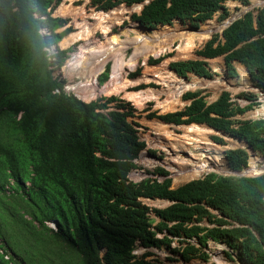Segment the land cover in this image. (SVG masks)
I'll return each instance as SVG.
<instances>
[{
	"label": "trees",
	"instance_id": "16d2710c",
	"mask_svg": "<svg viewBox=\"0 0 264 264\" xmlns=\"http://www.w3.org/2000/svg\"><path fill=\"white\" fill-rule=\"evenodd\" d=\"M61 1L0 0V264H163L133 250L138 239L146 247L171 248L169 235L158 236L165 231L186 243L172 248L185 261L207 259L208 253L192 239L203 246L212 238L226 242L243 264H264V162L250 158L246 172H262L257 176L210 173L176 188L163 167L156 169L164 176L162 181L157 177L131 181L129 173L137 167L134 160L145 147L139 124L130 120L136 116L135 108L114 95L87 102L66 92L65 80L54 73L72 49H62L59 43L74 31L71 25L65 27L66 18L52 14ZM145 1L91 0V5L108 11ZM227 1L151 0L132 19L150 30L174 20L198 26L216 13L227 20ZM67 10L71 12V5ZM88 35V28L72 34ZM63 43H70L69 38ZM196 54L223 56L233 77L238 76L235 62H240L264 88V7L243 13L222 34H211ZM102 55L85 63L88 84L97 81L95 76L103 70L104 64L95 62ZM163 58L150 57L149 62L157 64ZM170 67L179 76L214 75L201 58L172 61ZM108 75L109 69L100 80ZM148 94L160 98L159 90L148 89ZM183 98L191 102L182 110L149 116L176 124H206L245 140L264 155V118H236L251 105H235L227 90L212 102L194 91ZM130 99L141 103L139 97ZM150 124L161 139L189 143L200 136L198 124L183 126L184 135L161 122ZM147 137L155 146L165 143ZM212 138L225 143L220 135ZM226 157L234 170L248 164V152L241 147L226 150ZM223 159L221 146L202 143L183 152L182 165L192 179L202 176L201 167H221ZM140 197L174 201L154 209L161 218L155 229L150 208ZM228 256L232 258L230 252Z\"/></svg>",
	"mask_w": 264,
	"mask_h": 264
},
{
	"label": "rangeland",
	"instance_id": "374dc122",
	"mask_svg": "<svg viewBox=\"0 0 264 264\" xmlns=\"http://www.w3.org/2000/svg\"><path fill=\"white\" fill-rule=\"evenodd\" d=\"M144 3H138L134 5H126L125 3H123L108 11H104L101 9L98 10L95 6L91 5V0H62L60 4L56 7V9L53 10L52 14L54 16H60L66 18L69 23L65 27L71 25L74 28V31L69 33L67 36H65L59 43L62 49H67L71 47L72 51L68 53V57L65 63L63 64V66L56 69L54 73L55 75L61 77L62 79H65V84H66L65 88L67 90H70L71 93L74 92L80 94L81 97L84 98V100L86 101H91L101 96L109 97L114 95L120 99L125 100L126 102H129L130 105L135 108V114H136L135 117H130V120L135 121L139 124L138 126L139 135L146 143V148L144 149L142 158L139 159L141 157L140 156L138 158L139 160H137L139 168L133 170L130 173V179L134 181H140L142 178L151 176V174H148L149 171H153V173L157 174V172H154V170H156L157 167H164L169 171L170 175L173 177L172 186L178 187L193 179L180 181L176 183L174 181L173 172L169 169L168 165L164 163L165 158H167V155H169L168 151L164 150L159 146L150 144L147 134H149L150 137H153L154 139H159V141L164 140L165 141L164 144H166L167 147H169V149H172L175 152V154L179 153V155H181L184 152L182 150H185L186 152V148L179 147L175 149L174 148L176 142L175 140L168 139L166 136L165 138L167 140L161 139L159 135L156 133V131L150 126L151 125L150 122L153 121L161 122V121L159 120V118L150 117L149 115L153 112H155L156 114H163L184 108L185 105L189 104L190 102V100H186L183 98L184 93L187 91L199 92L200 95H203L208 102H212L216 100L224 90H227L231 92L232 101L234 102L235 105H240L242 107L251 105V108H249L246 112L238 114L236 116L237 119L262 118L264 117V99L262 98V96H264L263 93L264 88L258 86L257 82L251 78V76L249 75L248 71L246 70V68L242 63L235 62V65L238 70V76L233 77L226 72V65L223 56H219L216 58H202L196 54V50L204 45V43L208 40L211 34H215V33L222 34V31L226 28V20H221L219 18V13H216L213 16V18L198 24V26H191L187 23H183L180 20H174L172 24L158 25L156 29L154 28L153 30H149V32H153V31L166 32L171 30L182 32L184 34L183 42H181L180 38H176L173 42H170L166 46V50L163 51L160 55L158 56L146 55L139 57L136 67L133 69H131L129 65H125L121 70V76L123 80H128L130 82H127L128 84L124 92L113 91L109 93L104 88V86L110 84V82L115 81V78L112 79L113 70H114L113 60H108L103 66L102 72H104L106 69H109V78L106 82L102 84L100 83L99 81V75L101 74L100 73L98 76L97 75L95 76L97 80L96 84L87 85L84 87L78 85L76 88H69V85L80 83L82 81V78L76 72V70L71 71L68 67L66 69H64V67L67 63V60L72 56V54L76 51H80L79 47L82 43H85L88 40L91 42L93 41L100 45H109L112 42L111 36L113 35H118L122 38H126L128 36L136 37L138 36V33L145 34V31L139 28L140 25L138 24V22L132 19L133 13L135 12L139 13L143 8ZM225 4L230 11V16L233 15L242 16L243 13L246 11V9H248L250 6L251 8H249V10H253L256 13V11L259 8L264 7V0H250L249 5H244L239 1L229 0ZM69 5H71V8H74V11L70 12L67 10V7ZM101 12L112 13L108 21L106 22L102 21L100 15ZM103 26H106V29H104ZM65 27H62L61 29H59V31L64 29ZM86 28L89 29V35H88L89 39H86L85 37L79 38L72 36V34L81 33ZM187 37H191L193 40V48L190 49L189 53L187 52L186 49H183ZM67 38H69L70 43L64 44L63 42ZM179 44H182V47L178 48ZM133 52H134V47L132 46L127 47L125 49L124 56L127 61H129V58L132 56ZM160 56H163L164 58L159 63L152 64L149 62L150 57L158 58ZM198 58L204 59L208 62V65L212 69L214 75L212 78H206L195 75L193 73H189L188 74L189 80L198 79L205 84L201 88L183 90L180 96L177 97V99L175 100V105H176L175 108L165 109L160 104L167 97L165 92L159 94L160 96L159 99L154 98L151 95L147 96V94L144 93L143 94L144 99H142L139 105L125 95L129 92H134V91L144 92L151 88L156 90L164 89V91H166L167 88H169V86H164L163 84L159 83V81L154 78V74L161 73L167 79L171 78V74H174L175 76L181 79L185 78V77H180L170 67V63L172 61L198 59ZM124 82L125 81H123L121 84H124ZM171 91L173 90L171 89ZM258 111H260L261 113H258ZM191 124H196V123H191ZM198 125L209 129V131H204V133L207 134V136L212 141V143L221 146V150L223 153H225V150L229 148L245 147L249 154V161L250 158L253 156L255 158L257 157L259 161L264 162V155L259 151L254 152L253 150L249 149L243 141L231 137H227L226 135H222L221 133L215 131L213 128H210L206 124H198ZM167 126L169 127L170 130L174 131L178 135H184L185 130L182 127L187 125L180 124V125H167ZM213 135H221L222 137H224L225 144H220L215 142L212 138ZM200 150L201 149L199 147L197 151L199 153H202V151ZM153 158H157L159 159V161H156ZM143 159H145V161ZM220 163H221L220 165L221 169L217 171L206 172L200 177H203L212 172L218 175L221 174V175H235V176H241V172H244L243 174L245 175L255 174V173L252 174L247 173L246 172L247 168L243 169V171L241 170V172L231 171L226 165L227 161L225 158L221 160ZM144 201L151 207H164L168 204L167 200L144 199ZM150 216L155 218V215L153 213H151ZM155 223H157V219L155 220ZM50 225L53 226V223H50ZM180 244H181V240H175L172 243L171 248L178 247L180 246ZM224 244L210 240L209 243L206 244V246L205 245L200 246V248L203 251L208 253L209 257L206 260H203L198 257V258H193L190 261H185L182 259L180 254H177L176 252L170 250L166 246H163L162 248L145 247L141 245L140 242L137 243L135 253L139 256H142L145 253H150L147 256V259L162 262L163 264H168L170 262L174 264H243L242 262H239L237 253L231 247L228 248ZM228 252L232 254V258L228 256Z\"/></svg>",
	"mask_w": 264,
	"mask_h": 264
},
{
	"label": "bare ground",
	"instance_id": "6f19581e",
	"mask_svg": "<svg viewBox=\"0 0 264 264\" xmlns=\"http://www.w3.org/2000/svg\"><path fill=\"white\" fill-rule=\"evenodd\" d=\"M72 11H74V8H72L71 12ZM111 14L112 13L101 12L100 15L102 21L103 22L108 21ZM103 28L106 29V26H103ZM141 30H144L145 34L138 33V36L136 37L128 36L126 38H122L118 35H113L111 36L112 42L109 45H100L93 41L91 42L88 40L87 42L82 43L79 47L80 51L74 52L72 56L67 60V63L64 67V69L68 67L71 71L76 70V72L82 78V81L80 83L69 85V88H76L78 85L84 87L87 85H92L97 83V81L94 82L92 80L88 84L89 71L87 68L88 66H86L85 63L90 57L102 53L103 55L95 62H101L105 64L108 60L114 61L113 64L114 70H113L112 79L115 78V81L110 82V84L104 86L105 90L108 91L109 93L113 91L124 92L128 84L127 82H130L128 80H123L121 76V70L125 65H129V67L133 69L136 67L139 57L146 55H155V56L160 55L163 51L166 50V46L170 42H173L176 38H180L181 42H183L184 34L176 30H171L166 32H158V31L149 32L150 29L148 28L147 29L141 28ZM86 39L89 38L87 37ZM130 46L134 47V52L132 56L129 58V61H127L124 56V51L127 47ZM180 47H182V44H179L178 48ZM191 48H193V40L191 37H187L183 49H186L187 52L189 53ZM154 78L164 86H169V88H167L166 91H164V89L159 90V94L165 92V94L167 95L166 99L163 101V103H161V105L165 109H172L176 107V105L173 104V101L175 102V100L177 99V97L180 96L183 90L201 88L205 84L198 79H192V80L189 79L186 80L185 78L181 79L175 76L174 74H171L170 79H167L161 73L154 74ZM123 81H125L124 84H121ZM171 89L173 91H171ZM144 93H146L147 96H149L148 90L144 92H140V91L129 92L125 95L129 98L139 97L140 100L142 101V99H144L143 97ZM199 129H200V134L202 135H200L196 140L191 141L189 143H178L175 140L176 142L174 148L176 149L179 147L180 148L185 147L187 151L192 146L197 144L203 143L210 146L214 145L215 143H212V141L209 139L207 134L204 133V131H209V129L201 126H199ZM161 148L168 151L169 153V155H167V158H165L164 163L167 164L169 169L173 172L174 181L178 183L180 181L191 179L189 177V174L191 172L187 170L184 165H182L183 153L181 155H179V153L175 154V152L172 149H169V147H167L166 144L161 146ZM153 159L159 161V159L157 158H153ZM143 160L145 161V159ZM219 169H221V167L205 166L199 168L198 171L201 173V175H203L206 172L217 171Z\"/></svg>",
	"mask_w": 264,
	"mask_h": 264
},
{
	"label": "clouds",
	"instance_id": "9594fccd",
	"mask_svg": "<svg viewBox=\"0 0 264 264\" xmlns=\"http://www.w3.org/2000/svg\"><path fill=\"white\" fill-rule=\"evenodd\" d=\"M145 4V3H144ZM143 4V5H144ZM138 24L140 25V23L138 22ZM138 25V26H139ZM161 25H166V24H161ZM139 27H141V26H139ZM156 29V28H155ZM70 51H72V50H69V52ZM68 52V53H69ZM67 57H68V54H67ZM67 57H66V59H67ZM66 59H65V61H66ZM65 61H64V63H65ZM63 63V64H64ZM63 66V65H62ZM244 67H245V65H244ZM237 68V67H236ZM107 70V69H106ZM106 70L104 71V72H99L98 74H97V76L99 75V81H100V83L102 84V83H104V82H106L107 80H108V78H109V75H108V77H107V79L106 80H104V81H101L100 80V77H101V75H103V74H105V72H106ZM212 70V69H211ZM227 70V69H226ZM189 74V73H188ZM188 74L186 75V76H180V77H185V79L187 80L188 79ZM196 75V74H195ZM251 76V75H250ZM201 77H203V76H201ZM207 78V77H206ZM252 78V77H251ZM65 80V79H64ZM65 85L66 84H64V90L66 91V92H69V93H71L70 92V90H67L66 88H65ZM259 86V85H258ZM194 92H196V91H194ZM74 93V92H73ZM186 93V92H185ZM184 93V94H185ZM77 97H79V98H81V99H83L84 100V98H82L81 97V95L80 94H78V93H74ZM186 100H188V99H186ZM86 101V100H85ZM88 102V101H87ZM190 102H191V100H190ZM189 102V103H190ZM186 106V105H185ZM183 108H181L180 110H182ZM178 111V110H177ZM172 112H174V111H172ZM262 118H264V117H262ZM258 119V118H257ZM162 123H164V124H167V125H180V124H176V123H169V122H165V121H163V120H161V119H159ZM197 124V123H196ZM186 125H189V124H186ZM208 126V125H207ZM210 127V126H209ZM210 128H212V127H210ZM214 129V128H213ZM215 130V129H214ZM216 131V130H215ZM217 132H219V133H221L220 131H217ZM222 134V133H221ZM222 135H226L227 137H231V138H234V139H239V138H237V137H233V136H231L230 134H222ZM221 136V135H220ZM142 139V138H141ZM143 140V139H142ZM241 140H243V139H241ZM216 142V141H215ZM245 143V145H247V147L249 148V149H251V150H253L254 152H256L247 142H244ZM220 144H223V143H220ZM225 144V143H224ZM146 148V143H145V147L142 149V151L140 152V154H139V156L134 160V162L137 164V167L135 168V169H137V168H139V165H138V163H137V160H139V159H141L142 158V155H143V153H144V149ZM238 148V147H237ZM242 148V147H241ZM229 149H232V148H229ZM244 149L247 151V149L244 147ZM226 150H228V149H226ZM226 150H225V153H223V155H225L224 156V158L226 159V161H227V163H226V165H227V167L231 170V171H234V172H241V170L243 171V169H246V168H248L249 167V158H248V164H247V166L246 167H244L243 169H241V170H234V169H232L231 167H230V165H229V163H228V160H227V157H226ZM248 152V151H247ZM249 155V154H248ZM141 156V157H140ZM140 157V158H139ZM139 158V159H138ZM157 168H159V167H157ZM156 168V169H157ZM164 168V167H163ZM135 169H133V170H135ZM132 170V171H133ZM167 170V169H166ZM131 171V172H132ZM130 172V173H131ZM154 172H156V170H154ZM264 172V171H263ZM130 173H129V179H130ZM212 173H214V172H212ZM262 172H258V173H255V174H253V175H245V174H242L241 173V176H235V175H224V176H234V177H242V176H246V177H249V176H257V175H260ZM148 174H151V176H147V177H145V178H148V177H157L158 179H160L161 181L164 179V176L162 175V174H156L155 176L153 175V171H149V173ZM210 174V173H209ZM208 175V174H207ZM207 175H205V176H203V177H196V179H201V178H204V177H206ZM218 175V174H217ZM219 175H221V174H219ZM145 178H142L141 180H143V179H145ZM193 180H195V178H192ZM131 181H134V180H132V179H130ZM140 180V181H141ZM172 180H173V177H172ZM191 180V179H190ZM140 181H134V182H136V183H138V182H140ZM192 181V180H191ZM187 183V182H186ZM172 188H176V187H173L172 186ZM142 202H143V204H145V205H147L149 208H150V211L148 212V216L152 219V229H155L154 228V226H156L160 221H161V218L155 213V211H154V209H156V208H165V207H167L168 205H171L172 203H174V201H172V200H169V199H165V198H160V197H156V198H152V197H140L139 198ZM144 199H149V200H155V199H159V200H167L168 201V204L166 205V206H164V207H151V206H149L145 201H144ZM212 211H214L215 213H217L218 215H220V216H222V217H224V215L222 214V213H220L219 212V210L218 209H215V208H210ZM151 213H153L154 215H155V218H153V217H151L150 216V214ZM157 219V223H155V220ZM206 222V224L207 225H210L209 223H207L208 221H205ZM165 235H169L172 239H173V241H172V243L175 241V240H181L180 238H178L177 236H173L172 234H170L168 231H165V232H158V236L159 237H164ZM183 239H186V238H183ZM210 240H213V241H215V242H220V243H222V244H224L226 247H228L229 248V245H227V243L226 242H224V241H222V240H214V239H212V238H209V240H208V242H207V244L209 243V241ZM138 242H140V240L138 239L137 240V243ZM192 242L193 243H195V244H197L199 247L200 246H202L201 244H200V242L198 241V239L197 238H193L192 239ZM224 242V243H223ZM140 244H141V242H140ZM181 244H186L185 242H181ZM181 244H180V246H181ZM142 245V244H141ZM172 245V244H171ZM144 246V245H143ZM163 246H166V245H163ZM162 246V247H163ZM206 246V245H205ZM136 247H137V245H136ZM146 247V246H145ZM161 247V248H162ZM167 247V246H166ZM179 247V246H178ZM178 247H175V248H178ZM156 248H158V247H156ZM170 250H172V248H169ZM135 250H136V248L133 250V252L135 253ZM105 251V250H104ZM136 254V253H135ZM150 253H145V254H143V255H149ZM177 254H179V253H177ZM139 256V255H138ZM147 256H146V259H147ZM182 257V256H181ZM198 258V257H197ZM182 259H183V257H182ZM193 259V258H192ZM202 259V258H201ZM149 260H151V259H149ZM184 260V259H183ZM203 260H206V259H203ZM153 262L155 261V260H152ZM190 261V260H189ZM239 262H241L240 260H239ZM162 263V262H161ZM170 263H172V262H170ZM170 263H168V264H170ZM172 264H174V263H172Z\"/></svg>",
	"mask_w": 264,
	"mask_h": 264
},
{
	"label": "water",
	"instance_id": "95a60500",
	"mask_svg": "<svg viewBox=\"0 0 264 264\" xmlns=\"http://www.w3.org/2000/svg\"><path fill=\"white\" fill-rule=\"evenodd\" d=\"M148 1H151V0H147L145 3H147ZM250 8V7H249ZM249 8L248 9H246V11L244 12V14L247 12V11H249ZM239 16H237V15H233V16H230L227 20H226V26H229L231 23H233L237 18H238ZM142 29H144L145 27H141ZM147 29V28H146ZM245 68H246V70L248 71V73H249V75H251V72H250V70L245 66ZM226 72H227V70H226ZM216 131H218V130H216ZM222 134H226L225 132H222V131H220ZM238 140H240V141H243V142H246L245 140H241L240 138L238 139ZM53 225H55V223L53 224ZM56 226V225H55Z\"/></svg>",
	"mask_w": 264,
	"mask_h": 264
}]
</instances>
